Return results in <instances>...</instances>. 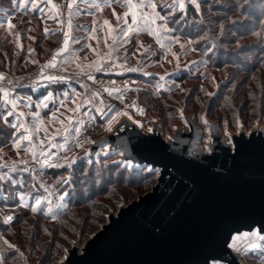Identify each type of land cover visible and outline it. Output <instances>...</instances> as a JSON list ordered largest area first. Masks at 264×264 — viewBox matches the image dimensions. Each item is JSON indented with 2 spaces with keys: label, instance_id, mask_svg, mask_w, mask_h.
Segmentation results:
<instances>
[{
  "label": "rangeland",
  "instance_id": "374dc122",
  "mask_svg": "<svg viewBox=\"0 0 264 264\" xmlns=\"http://www.w3.org/2000/svg\"><path fill=\"white\" fill-rule=\"evenodd\" d=\"M249 1L237 0V2H230V0H216V3L209 10L212 0H206V3L201 5L202 13L198 14L199 17L197 19H194L186 11L187 22L179 25V31L176 32V35L180 37L182 43L186 39L196 41V43L191 45L186 44L185 50H181L178 44L172 45V50L179 55L180 67L178 70L175 58L171 56V53H168V58L172 59V63H168L163 55L159 57L153 56L151 63L144 61V64H147L146 71L149 73L147 76L139 71H118L116 74H102L109 75L106 78H98L96 74L97 81H102L104 86H109L111 81H115V84L122 86L128 82H133L128 83L130 87L129 93L123 95L144 106L145 118L136 117L128 108H125V110L129 111L134 119H142L144 127L157 124L164 137H168L173 133L177 126H187L184 116L192 117L199 127L201 131L199 143L202 147L210 140V137L207 132L208 128L203 123L201 116H205L207 120L215 121L218 129L227 137H229V131H238L240 129L236 125L237 120L241 122L243 130L246 132L256 124H259L264 130V79L257 77L255 80L247 81V74L242 71L243 67L255 62L257 51H254L253 48H262L264 46V39L260 38L262 34L260 36L247 34L242 36L236 28L238 27L239 30H242L241 24L237 22L247 18V15L243 14L242 9L255 8L257 10L256 3L258 1H261L259 2L260 11L264 9V0H254L253 4H249ZM52 3L56 4L59 9L67 1L52 0ZM237 3L240 4V7H237ZM24 4L26 7L20 6V0H16L15 4L11 0H0V41L3 42L2 44H5L4 49L0 47V72L5 73L8 78L19 81L25 87H31L30 80L35 79L36 75H38L41 62L48 59L54 51L58 52L62 48L60 43L53 44L55 38L47 40L48 35L43 31L44 28L52 30L54 27H57V20L65 24L69 23V20L71 24H73V21H80V24L81 22L85 24L87 22L88 25H86L89 26V31L82 27V29L75 27L74 33L82 35L81 39L90 42L93 47L96 46V40L91 38L92 35H96V33L93 34L91 32L93 27H97L92 21L95 15L88 21L80 14L76 15L73 10L74 12L71 13L69 19L60 20L56 16L57 9H51L50 5L45 7L44 4H41V7H45V14L50 17L44 19V16L34 10L27 3V0H24ZM113 7L116 8V6ZM116 9L118 12L126 10L118 7ZM260 13L263 15V12ZM104 14L105 16L109 15L108 17L111 22H115V17L110 14V10L108 13L104 12L103 16ZM201 15L204 18L203 24L200 23ZM52 16H55L57 20H53ZM9 21L12 23L13 29H8ZM99 21H103L102 17H100ZM260 23L264 24V19ZM221 24L225 28L223 37L217 40L210 36L207 41L201 40V37L207 34L206 30L218 33ZM197 28L201 30L200 34L195 33L193 35L189 33L190 29H194L195 31ZM13 32L19 33L18 40L13 35ZM30 37H35L36 39H31ZM45 37L46 39H44ZM156 39V36L150 32L142 31L139 37L133 39L126 47L131 48L132 45H138L139 42L145 45L144 50H147L148 46H154L155 50L160 52L159 44L155 43ZM213 43L217 45L214 48ZM29 47L33 49L31 53L28 52ZM101 47L103 48V44H101ZM209 48H212V51H207ZM104 50L106 51L107 49ZM86 55L88 60L96 58L94 53L88 48L84 52V57ZM84 57L80 58L83 59ZM141 57L142 52L136 53L135 56L129 54L127 66L143 67V64H137V61ZM33 60L36 63H33ZM63 61V56L60 53L59 63L63 69H68L65 74L69 77V79L64 81L66 84L62 91L72 92V90H75L76 92H85L87 89L81 85L82 83H88L93 88L101 91L102 98L106 104L114 103V107L117 109L124 108V104L104 93L100 84L84 80L77 82L76 78H72L78 72V69L75 68V63L81 61L73 63H63ZM84 63H87V61H84ZM127 73L130 74L128 77H116V75L122 76ZM201 73L203 75H200ZM183 74H186L187 77L182 80H176L179 75ZM212 77H215V81L212 80ZM201 85H203V90H201ZM25 87L17 89V94L21 97L27 94L24 90ZM144 91L151 96L143 93ZM247 92L250 93L245 98L243 94L245 95ZM206 93H213V95L208 96ZM249 101L250 103L248 104ZM49 103L51 106V102ZM181 110L183 113L182 117ZM225 120L227 124L223 122ZM105 130L107 131L106 127L102 126V121L97 119L90 139L104 133ZM70 132H73V130L70 129ZM40 138H43L42 135ZM61 139V137H57L58 141ZM70 141L71 139L69 143ZM52 151H57V149H52ZM60 151L63 154V150ZM82 151L83 149L80 153ZM0 157H4L9 162L14 158L18 159L16 157V149L12 146L10 137L6 142L4 141L0 144ZM116 157V154H108L106 157H100L97 161L93 162L98 163L101 161V158H107L109 163L118 165L115 162ZM119 166L122 168L121 164ZM38 169L35 172L22 173L17 176V179H23L26 183L22 186H13L12 198L17 201L16 206L0 202V213L5 211L15 213L19 211L17 208L19 206L21 191L25 192L24 202L32 204L34 203L33 196L37 189L29 191L30 186L33 183H37L38 185L44 184L47 187V191L43 188L38 189L42 196L47 197V199L42 200V211L32 212L30 208H25L30 213L26 217L21 218V223L16 226L11 225L7 230H0V237L6 239L9 243L15 244L19 249V253L23 254L21 256L16 254L15 250L7 249V246L0 240V249H4L12 254V258L6 260L5 264H59L68 247L75 241L82 244L86 238L106 221L108 213L115 212L120 205L148 191L155 182L157 175L156 173H150L152 180H149V182L144 180L139 184L135 182L132 184L127 181L129 179L128 173L129 171L140 170V168L132 170L122 168L126 170L123 180L121 179V175L123 174L114 173L116 177L114 182L103 188L95 189L91 195L92 198L86 206L69 207L66 210L68 206L60 207V205L61 203L67 205L68 195L64 196V194L69 193L71 184L62 187L57 186L55 178L45 173L44 169L45 175L41 178L39 175L41 169ZM142 169L146 170L147 168L144 167ZM0 171H6V169H0ZM69 172L59 174L57 178L63 176L71 180L73 176H70ZM9 175L11 176V174ZM138 176L137 174L133 175L134 179H137ZM32 177H35V181L31 179ZM1 182L6 184L5 181ZM6 189L9 188L6 187ZM8 195L9 192L7 194L0 192L1 200L12 201L11 199L5 200ZM61 196H64L63 201L60 199ZM49 202L53 213H55V219L51 214H47L46 210L49 207ZM242 243L243 246L239 247ZM250 245L260 246L250 247ZM234 249H238V255L242 264H261V257H264V241L252 236L238 239ZM248 253H252L253 257L247 256Z\"/></svg>",
  "mask_w": 264,
  "mask_h": 264
},
{
  "label": "water",
  "instance_id": "95a60500",
  "mask_svg": "<svg viewBox=\"0 0 264 264\" xmlns=\"http://www.w3.org/2000/svg\"><path fill=\"white\" fill-rule=\"evenodd\" d=\"M184 120L186 127L164 137L157 124L144 127L142 119L120 116L112 132L91 138L97 143L83 149L81 157L90 152L83 159L106 157V143L115 162L132 161L131 168L121 163L123 169L145 167L157 175L148 191L108 213L82 244L68 247L59 264H197L205 256L209 264L211 256L215 264H242L235 243L250 227L264 224L258 212L264 198L263 127L229 131L227 137L207 120L214 151L197 153L201 131L192 117ZM229 138L242 148L235 160V150L225 143Z\"/></svg>",
  "mask_w": 264,
  "mask_h": 264
},
{
  "label": "snow or ice",
  "instance_id": "6c2138e0",
  "mask_svg": "<svg viewBox=\"0 0 264 264\" xmlns=\"http://www.w3.org/2000/svg\"><path fill=\"white\" fill-rule=\"evenodd\" d=\"M13 4L16 0H11ZM27 3L31 7L38 11L44 19L50 18L45 14V7L51 6V9H57L63 15L66 10L69 16L74 9L79 8L78 0H67V3L58 6L52 3V0H27ZM206 3V0H92L87 6L90 9H94L96 14H103L106 9L110 10V14L115 17V22H111L109 19H103V24L100 25V29L104 32V35H92L91 38L96 40V46L93 47L91 43L86 44V47L95 55V59L88 60L87 55L82 59L79 56L68 55L64 57L63 63H73L75 61H81L75 63V68L78 69V73L72 77L76 78L77 82L82 80L92 81L100 84L102 91L107 93L109 96L114 97L116 100L124 104V95L128 88V82L123 87L115 86V81H111L109 86H104L102 81H97L96 73L99 72H142L143 75H149L146 71L147 64L152 62V57L163 55L168 63H172V59L168 58V53L176 60L177 70L180 67L179 55L177 52L172 50V45L178 44L181 50H185V45H191L196 43L193 40H185L183 43L176 32L179 31V25L187 22V16L185 15L189 6L194 7L197 14L202 13L201 5ZM216 3V0H212V4L209 5V10ZM44 4L45 7H41ZM118 5L121 9H126L122 12H118L112 5ZM20 6L26 7L24 0H20ZM237 7L240 4L237 3ZM50 9V11H51ZM53 20H57L55 16L51 17ZM59 22V20H57ZM200 23H204L203 15L200 16ZM235 23V21H233ZM69 28L72 27L71 21L68 23ZM79 27V26H77ZM8 29H13L12 23L8 22ZM45 33L49 32L48 28H44ZM142 31H148L152 35L156 36L155 43L159 44L161 49L157 52L154 46H148L147 50L143 43L138 45H132L131 48L126 47L131 43L133 39H137ZM91 32L94 34L97 32V28L93 27ZM204 36L201 37L202 41L209 40V37L219 39L224 36L225 28L224 25L219 26V32H211L206 30ZM260 36V33H254ZM13 35L19 39V33L13 32ZM64 45L54 54L51 59L39 69V74L36 75L35 79L30 80L31 91L35 92L40 87L41 83L47 85L44 89V94L34 98L32 95L25 94L21 97L17 94V89L25 87L22 83L17 80L10 79L8 76L0 72V123L5 126L12 128L14 131L10 135L11 144L16 149V157L9 162L4 157H0V169H6V171H0V181H5L6 184H0V192L4 191L5 187L9 188V195L5 200H12L13 206L17 205V201L12 198L13 186H22L26 183L23 179H17V176L22 173H30L37 171L38 166L41 171L39 175L41 178L45 175L43 169L45 168H61V169H74L79 161H82L84 157H88L90 152L85 150L83 157L76 153H70L69 140L79 149H84L86 144L95 145L97 141H93L89 138L87 133L95 127L97 119L102 121V126L106 127L107 131L112 132L113 123L117 122L118 117L125 116L129 120L133 119V116L124 109L117 110L116 107L106 104L102 98L101 91L90 86L88 83H82V87L87 89L85 92L69 91H57L51 88L52 85L62 86L63 82L69 79L68 76L63 74H47L45 75V68H57V56L60 53L68 51L67 45L69 43V33H64ZM36 39L35 37H30ZM264 39V36H260ZM75 39V38H73ZM167 41V42H165ZM238 43V41H237ZM103 44V48L101 47ZM198 46V45H197ZM216 43H213V48L216 47ZM104 49H107L106 51ZM31 47L28 48V52H32ZM212 51V48L207 49ZM142 52V57L137 61V64H143V67H133L128 65V56H135L136 53ZM87 61V63H84ZM159 62V60H157ZM33 63H36L33 60ZM187 66V65H185ZM64 72L68 69L64 68ZM200 75H203L201 73ZM163 79V77H161ZM215 81V77H212ZM203 90V85H201ZM138 91V89H137ZM183 91V89H181ZM208 96H212L213 93H206ZM51 102V106L50 103ZM132 108H136L133 103L130 105ZM129 105L125 104L124 108H128ZM35 109V110H33ZM63 109V111H62ZM46 110V111H44ZM143 114V109H138ZM183 116L181 110V117ZM27 117V119H26ZM110 117V118H108ZM203 123L208 126V121L205 116H201ZM136 124H140L139 120L133 121ZM227 124V121H223ZM237 127L243 129V125L239 120L236 121ZM70 129L73 132H70ZM152 131V129H148ZM74 133V134H73ZM42 135L43 138H40ZM57 137H61V140H57ZM231 137V134H229ZM9 137L0 132V143H3ZM169 139H172L171 137ZM231 148L236 152V156L233 157L235 160L241 152L242 148L232 143L231 138L225 141ZM109 146L105 143L101 148V151L105 156L108 155L106 149ZM57 149V151H52ZM60 150H63V154ZM214 148L211 143H205L202 149H196L197 153L200 152H213ZM264 154V148L261 149ZM30 153V156H29ZM99 155V153H97ZM34 162V163H33ZM87 163L91 164L92 161L88 160ZM118 165L123 164L126 167L131 168L132 161L123 159L122 161L116 162ZM158 171V170H156ZM11 174V176L9 175ZM83 174V173H82ZM71 176L72 173L69 172ZM35 181V177L31 178ZM55 183L57 186H64L71 184L72 181L63 176L56 178ZM39 188H43L47 191V187L44 184L33 183L31 189H37L33 196L34 203H25V192L21 191L19 195V206L24 208H30L32 212L42 211V200L47 199L39 192ZM68 195L65 193L64 196ZM64 196L60 199L63 201ZM6 206H8L6 204ZM60 207H67L61 203ZM47 214H51L55 219V213H53L50 202L47 208ZM258 212L261 217H264V198L261 199L258 205ZM12 215H6L3 223L5 225L13 221ZM244 236L251 235L256 239L264 241V224H261L260 228L253 231L250 227L249 232L243 233ZM230 239L235 240L236 236L230 234ZM3 244L7 246V249L15 250L16 254L19 253V249L15 244L9 243L6 239L0 237ZM231 247L232 245H228ZM260 245H250V247H259ZM12 258V254L4 249H0V264H5V261ZM213 264H215L216 257L211 256ZM197 264H209V256H205ZM261 264H264V257H261Z\"/></svg>",
  "mask_w": 264,
  "mask_h": 264
},
{
  "label": "trees",
  "instance_id": "16d2710c",
  "mask_svg": "<svg viewBox=\"0 0 264 264\" xmlns=\"http://www.w3.org/2000/svg\"><path fill=\"white\" fill-rule=\"evenodd\" d=\"M237 2V0H230V2ZM257 1V0H256ZM255 1L254 0H250L249 4H253ZM258 1L257 6V10H255V8H245L242 9L243 14L245 13L247 16V18H245L243 21H238L237 23L241 24V27L243 28L242 30H239L238 27V33H240L242 36H244L245 34L247 35H255L254 33L259 32L260 34H262V36H264V24H261L260 21L262 19H264V9L262 11H260V4ZM187 11L191 14V16L194 19H197L199 17V15L195 12L194 7L189 6ZM241 11V10H240ZM260 12H263L261 15ZM241 22V23H240ZM200 29L197 28L195 31L194 29H190L189 33L190 34H200ZM49 32H51L47 37V40L50 38H55V40H53V44L56 45L58 42V38L59 35H57V28H54L52 30H49ZM193 32V33H192ZM54 34V35H53ZM53 35V36H52ZM46 39V37L44 38ZM3 42L0 41V47L1 49L5 48V44H2ZM223 43V42H222ZM253 46V45H252ZM253 50L257 51L256 53V58H255V62L252 63L251 65H247L246 67L242 68V71L245 72V74H247V81H252L255 80L257 77H261L264 79V46L262 48L259 47H254ZM241 68V67H240ZM128 75H130L129 73L125 74V75H116V77L118 78H122V77H128ZM109 75H102V74H97L98 78H106ZM187 75L183 74V75H179L176 80H182L184 78H186ZM66 82H63L62 86H58V85H52L51 88L53 90H57V91H62L63 88H65ZM228 86V85H227ZM47 87L46 84H44L43 82L41 83L40 87L36 89L35 92H32L30 89L31 87H25V92L28 95H32L34 98L41 96L42 94H44V89ZM145 94H147L145 91L143 92ZM250 92L245 93V95L243 94V96H245V98L249 95ZM142 94V92H141ZM149 95V94H147ZM151 96V95H149ZM250 103V101L248 102V104ZM247 104V103H246ZM247 104V105H248ZM264 108V105H263ZM14 130L10 127L5 126L3 123H0V132L6 134L8 137H10L11 133ZM6 142V140H5ZM2 144V143H0ZM104 162V163H103ZM105 164V165H104ZM45 173H47L49 176H51L52 178H57V176L59 174L65 173L67 171H70L72 173V178H71V188H70V192L68 193V203H67V209H69V207H76V206H82L88 204L89 200L92 198L91 195L93 194L95 189L98 188H103L104 186H108L110 184H112L115 180V174L116 172L121 173L123 175H121V179L123 180V176L125 175L124 173H126V170H123L119 165L113 164V163H109V161H107V158H101V161L98 163H87L84 161L78 162L75 166L74 169H61V168H45L44 169ZM83 173V174H82ZM129 179H127L128 182H131L132 184L137 183H141L144 180H147L149 182V180H152V175L147 172V169H138L136 171H129ZM137 174L139 175L137 179H134L133 175ZM98 180V181H97ZM123 182V181H122ZM0 184H4L3 182H1ZM90 184V185H89ZM96 185V186H94ZM9 189H6V187L4 188L3 193L7 194L9 191ZM0 202L3 203H8V205H12V201H4V199L1 200L0 198ZM19 211H16L14 213L15 218H14V222L13 226L18 225L19 223H21L22 221L21 218H24V216L26 217L30 212L25 209L24 207L18 206L17 208ZM10 225V226H11ZM10 226H6L3 225L0 222V230L4 231L7 230ZM249 257H253L252 253H248Z\"/></svg>",
  "mask_w": 264,
  "mask_h": 264
},
{
  "label": "crops",
  "instance_id": "0c3cea01",
  "mask_svg": "<svg viewBox=\"0 0 264 264\" xmlns=\"http://www.w3.org/2000/svg\"><path fill=\"white\" fill-rule=\"evenodd\" d=\"M65 1H67V0H64V2ZM91 2H92V0H78L79 8L74 9L75 14L76 15L80 14L83 18H85V20H88V21L93 15H95V18L93 17L92 21L97 26L96 27L97 28L96 35H104V32L100 29V25L103 24V21L100 22L99 19H100V17H102V19H109V17H108L109 15L105 16V14H104V16H105L104 17L103 14H96L94 9H90L87 6ZM57 3H58V1H57ZM113 6H116V8L117 7L119 8L118 5L113 4L112 7ZM108 11H109L108 9L105 10V12H107V13H108ZM81 24H80V21H73L72 27L69 28L68 23L65 24V23L57 22V27H54V28H57V35H59L57 43L58 44L60 43L61 47H65V45H64V39H65L64 33L65 32L69 33V43L67 45L68 51H66L65 53H61L63 56V59L65 56H68V55L84 57V52L87 49L86 44H88L90 42L83 41L81 39L82 35H78V34L74 33L75 27H77V26H79L80 28L82 27V28L86 29L87 31H89V26H87L88 25L87 22H86L87 25L85 23H82V22H81ZM50 33L51 32H48L47 34L49 35ZM73 38H75V39H73ZM80 39H81V41H80ZM76 41H78V42H76Z\"/></svg>",
  "mask_w": 264,
  "mask_h": 264
},
{
  "label": "built area",
  "instance_id": "2783aa9c",
  "mask_svg": "<svg viewBox=\"0 0 264 264\" xmlns=\"http://www.w3.org/2000/svg\"><path fill=\"white\" fill-rule=\"evenodd\" d=\"M56 16H57V18L60 19V20H67V19H69V17H70L66 10L64 11L63 15H61V12L58 10V11L56 12ZM64 18H65V19H64ZM56 53H57V52L54 51V52L49 56L48 59L43 60V61L41 62V64H40V68H41L42 66H44V65H45V64L51 59V57H52L54 54H56ZM77 73H78V72H77ZM77 73H75V75H76ZM116 73H118V71H115V72H99V73H96V74H116ZM38 74H39V73H38ZM44 74H63V75H66L65 72L63 71V67H62L61 64L59 63V55L57 56V68H56V69L45 68V72H44ZM115 86L123 87V86L120 85V84H115ZM128 88H129V90H128L126 93H123V94H127V93H129V91H130V87H129V85H128ZM133 103L136 105V108H132V107L130 106V105H132ZM125 104L129 105L128 109H130L136 117L145 118V108H144V106H143L142 104L136 102L135 100H131V99H129V98L126 97V96L124 97V105H125ZM110 105L114 106L115 104L112 103V104H110ZM141 108L143 109V114H141V113L138 111V109H141ZM93 130H94V127H93V128L87 133V135L89 136V138H90V135L93 133ZM69 148H70V152H71V153H76V154H78V153L80 154V151L82 150V149L77 148V147L72 143V141H70V143H69ZM79 154H78V155H79ZM82 161L87 162V160H85V159H83ZM33 163H34V162H33ZM36 167L39 168L38 166H36ZM39 169H40V168H39ZM39 169H38V170H39ZM9 214L12 215V216L15 218V215H14V213H13L12 211H5V212L0 213V222H1L3 225H5V224L3 223L4 217H5L6 215H9ZM13 222H14V220L11 221V222H9V224H7L6 226H10Z\"/></svg>",
  "mask_w": 264,
  "mask_h": 264
},
{
  "label": "bare ground",
  "instance_id": "6f19581e",
  "mask_svg": "<svg viewBox=\"0 0 264 264\" xmlns=\"http://www.w3.org/2000/svg\"><path fill=\"white\" fill-rule=\"evenodd\" d=\"M116 123H114V125H115Z\"/></svg>",
  "mask_w": 264,
  "mask_h": 264
}]
</instances>
